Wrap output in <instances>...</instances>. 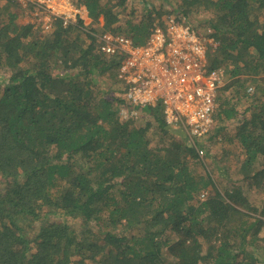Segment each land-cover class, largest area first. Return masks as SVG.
I'll return each mask as SVG.
<instances>
[{"label": "trees", "instance_id": "1", "mask_svg": "<svg viewBox=\"0 0 264 264\" xmlns=\"http://www.w3.org/2000/svg\"><path fill=\"white\" fill-rule=\"evenodd\" d=\"M14 1L0 0V264H264V202L216 179L161 105L140 108L142 125L120 121L121 56L97 52L81 21L49 32L19 23ZM77 1L134 44L171 15L190 24L208 11L211 67L226 83L206 139L217 141L247 99L233 133L238 181L264 184V0H175L167 10L140 0L141 13L128 0Z\"/></svg>", "mask_w": 264, "mask_h": 264}, {"label": "built area", "instance_id": "2", "mask_svg": "<svg viewBox=\"0 0 264 264\" xmlns=\"http://www.w3.org/2000/svg\"><path fill=\"white\" fill-rule=\"evenodd\" d=\"M15 1L25 23H40L43 32L51 31L55 21L62 27L81 21L97 52L121 56L117 73L124 85L119 95L123 99L120 118L136 119L141 107L159 104L166 124L180 129L188 145L203 158L205 150L198 142L212 127L216 92L226 83L222 69L207 63V55L218 46L210 27L201 31L175 14L163 27L152 29L146 44H134L121 33L87 26V10L77 0ZM205 195L202 192L200 200Z\"/></svg>", "mask_w": 264, "mask_h": 264}, {"label": "rangeland", "instance_id": "3", "mask_svg": "<svg viewBox=\"0 0 264 264\" xmlns=\"http://www.w3.org/2000/svg\"><path fill=\"white\" fill-rule=\"evenodd\" d=\"M147 2L153 3L156 6H159L161 3L163 4L164 8L171 9V7H174L175 5V0H146ZM127 5L129 7H136V13H141L142 5L140 3V0H128ZM130 9H127L124 11V15L129 12ZM211 18V14L207 11H202L200 10L197 14L191 15L188 17V21L190 24H194V26L198 27L201 31L204 30L205 28L209 27L208 26V21ZM19 23H25L27 21L26 18L19 16L17 19ZM87 26H92L93 29L99 30L101 29L102 22L101 20L99 22H91ZM218 43V42H217ZM217 48L214 50L216 51ZM214 51H210V54L213 53ZM207 55V63L208 66L213 65V58L211 57L212 54ZM229 65L231 66V62H228ZM7 75L5 70H0V85L2 86L7 80H5V77ZM109 83L108 81H105L104 83L101 84V87H108ZM119 93H115L113 95L114 97H117ZM248 106L247 99L242 100L237 106H236V112L237 115L234 119L231 121H228L225 123V126L223 129L220 130V133L217 134V141H212L211 139L204 137L201 138L198 142V144L205 150V155L203 156L206 168L210 171H215L214 176L215 178H219L222 183L226 185H238L240 186L244 194L248 197L250 200L251 204L255 205H260L262 202H264V184L261 183L260 185H251L249 183L243 182V181H238V169L240 166V162L243 159V151L240 147V145L237 143L235 139H233V133H234V128L242 119L247 120L249 117V112L246 110V107ZM146 119H149V117L145 114L140 113V115L136 118L133 119V122L135 125H142ZM241 119V120H240ZM120 121H124L123 119L120 118ZM244 122V121H243ZM178 137H185V134L180 131V134L177 135ZM186 139V137H185ZM201 170V169H200ZM198 170V171H200ZM218 170V174L216 172ZM227 171V173L225 172ZM219 175V176H218ZM204 193L207 195V191H204ZM205 195V196H206ZM206 198V197H205ZM198 199V197H197ZM200 199V198H199ZM198 199V200H199ZM197 200H195L193 203L196 204ZM63 217H50L52 220H57L61 221ZM71 219H67L69 221ZM70 223H74L72 221H69ZM39 224H36L38 226ZM73 226H78V222ZM262 234L264 236V229L262 231ZM167 257V262L172 261V257L166 252L165 253Z\"/></svg>", "mask_w": 264, "mask_h": 264}, {"label": "clouds", "instance_id": "4", "mask_svg": "<svg viewBox=\"0 0 264 264\" xmlns=\"http://www.w3.org/2000/svg\"><path fill=\"white\" fill-rule=\"evenodd\" d=\"M89 18V17H88ZM91 21V20H90Z\"/></svg>", "mask_w": 264, "mask_h": 264}]
</instances>
